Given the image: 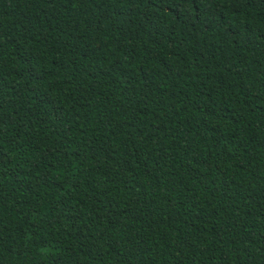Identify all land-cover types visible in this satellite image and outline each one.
<instances>
[{"label":"trees","instance_id":"16d2710c","mask_svg":"<svg viewBox=\"0 0 264 264\" xmlns=\"http://www.w3.org/2000/svg\"><path fill=\"white\" fill-rule=\"evenodd\" d=\"M0 264H264V0H0Z\"/></svg>","mask_w":264,"mask_h":264}]
</instances>
